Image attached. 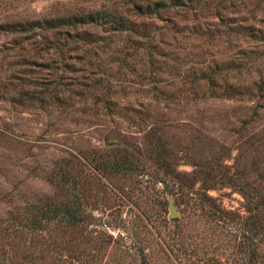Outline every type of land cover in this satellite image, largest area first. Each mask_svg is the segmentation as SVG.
<instances>
[{"label": "rangeland", "instance_id": "obj_1", "mask_svg": "<svg viewBox=\"0 0 264 264\" xmlns=\"http://www.w3.org/2000/svg\"><path fill=\"white\" fill-rule=\"evenodd\" d=\"M135 1L0 0V264H264V0Z\"/></svg>", "mask_w": 264, "mask_h": 264}, {"label": "trees", "instance_id": "obj_2", "mask_svg": "<svg viewBox=\"0 0 264 264\" xmlns=\"http://www.w3.org/2000/svg\"><path fill=\"white\" fill-rule=\"evenodd\" d=\"M184 1L186 0H171L170 3H172L173 5H179V4H182ZM188 1H192V0H188ZM199 1V3H201L203 0H197ZM169 3V2H168ZM167 4V1L166 0H153L152 3L150 4L149 2H140V1H135L133 2L132 4V8L138 12H142V10L146 11V12H158V10H160L161 8H164V6ZM86 16V17H85ZM105 17L107 19L108 22H112L115 25H119L121 22H123L125 19L122 17V15L120 13H118L116 10H113V11H108V12H100L99 11H96V12H90L88 15H80L79 18H76V20L78 22H82L84 20V18H89L90 20H92L93 18H96V17ZM61 18V17H59ZM126 21H129L128 19H126ZM125 21V22H126ZM43 22H47V19H44ZM20 23H17L15 24L16 26L19 25ZM202 76H205V77H208L209 80H211V76L208 74L205 75L203 73H201ZM264 87V80H262L260 82V85L257 87V92L258 90L261 91V89ZM240 90H238L239 92ZM161 92V91H159ZM250 92V91H248ZM161 161H160V164H162V166L165 168V171L167 170V168H170V161L168 162L165 158V155L161 156ZM132 161V160H131ZM129 163V160H121L120 162L115 161V165L116 166H121V167H125L126 164ZM168 174H171V171L168 170L166 171ZM209 173V172H208ZM209 177L208 174H207V177L204 179L208 182L209 180ZM184 185H186L184 183ZM209 187V185H207ZM207 187V188H208ZM50 209V208H49ZM47 209V210H49ZM58 210L57 207L51 209L50 211L52 212L53 210ZM211 210V209H210ZM214 210V209H213ZM53 214V213H52ZM68 218L70 220H74L76 217L74 215H67Z\"/></svg>", "mask_w": 264, "mask_h": 264}, {"label": "water", "instance_id": "obj_3", "mask_svg": "<svg viewBox=\"0 0 264 264\" xmlns=\"http://www.w3.org/2000/svg\"><path fill=\"white\" fill-rule=\"evenodd\" d=\"M168 208H169V216L170 217H174V216L178 215V211L176 209V205H175L174 199L172 197H169Z\"/></svg>", "mask_w": 264, "mask_h": 264}]
</instances>
